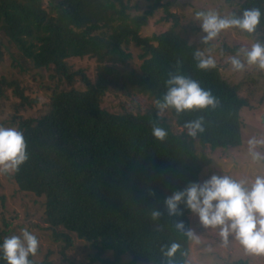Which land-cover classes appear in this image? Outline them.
Here are the masks:
<instances>
[{
    "label": "trees",
    "instance_id": "obj_1",
    "mask_svg": "<svg viewBox=\"0 0 264 264\" xmlns=\"http://www.w3.org/2000/svg\"><path fill=\"white\" fill-rule=\"evenodd\" d=\"M151 1L143 14L132 15L124 0H0V32L34 68L50 70L55 81L44 114L16 119L29 159L18 171L13 170L12 178L19 190L43 199L44 222L55 240L63 241V253L73 245L74 234L95 249L91 263L185 264L191 235L178 229L176 222L183 221L190 229L192 212L181 204L183 214L171 217L163 201L189 182L200 181L211 164L197 153L194 138L185 131L173 132L156 106L137 113H111L101 108L109 89L157 101L166 91L169 73L198 81L217 98V107L180 114L167 110L183 130H187L186 121L203 117L204 131L197 138L211 150L242 146L245 124L241 112L252 107L242 90L258 87L264 91V74L259 70L231 83L219 62L213 68H198L193 54L201 49L176 30L178 18L168 13L170 2ZM236 1L231 16L251 8L264 14V0ZM160 7L167 13L165 20L172 19V27L141 37V29ZM199 29L192 30L197 33ZM243 33L256 35L264 43V15L255 32ZM131 43L142 47V63L137 70L122 73L118 64L132 60ZM83 57L98 63L94 82L80 71H71L66 63L69 58ZM77 73L85 83L84 90L59 88L63 81L72 86ZM14 92L21 103L28 101L22 89ZM153 126L166 130L163 141L153 136ZM154 208L162 213L159 219L152 218ZM7 234L0 230V242ZM173 244L176 251L166 255ZM108 253L111 257L105 256ZM124 257L131 260L123 263ZM30 259L34 264H54Z\"/></svg>",
    "mask_w": 264,
    "mask_h": 264
},
{
    "label": "rangeland",
    "instance_id": "obj_2",
    "mask_svg": "<svg viewBox=\"0 0 264 264\" xmlns=\"http://www.w3.org/2000/svg\"><path fill=\"white\" fill-rule=\"evenodd\" d=\"M129 6L128 12L132 15L143 14L152 4L151 0H124ZM44 3L47 0H43ZM170 2L168 13L175 14L178 18L176 30L188 38L207 56H211L219 65L223 64L222 73L231 83L241 82L245 76L255 70L257 66H245L241 71L232 68L230 58L243 48H250L253 43L260 42L256 35H246L236 27L223 30L213 40L203 43L201 30L196 33L192 29L199 27L195 18L198 11H216L221 16L231 17V11L237 7L236 0H162V4ZM167 13L160 7L154 11L144 26L140 35L143 38L161 34L173 25L172 19L165 20ZM226 55H225V49ZM0 125L15 127L19 130L17 118L35 119L44 114L49 107L50 96L55 89V81L50 78V70L36 69L31 62L24 59L8 38L0 32ZM129 52L132 60L127 65L118 64L120 72L137 70L143 54L141 46L131 43ZM224 56L223 60L220 57ZM225 60L229 61L225 63ZM226 61V62H227ZM66 63L71 71H80L94 82L97 77L98 63L89 57L69 58ZM264 84V81H263ZM78 90L85 89L81 74L77 73L72 86L66 81L59 88ZM15 88L22 89L29 97L26 103L22 102L15 94ZM251 103L250 108H244L241 116L244 120L242 129V146L239 148L211 150L208 145L200 142L197 136L193 137L197 153L211 160V164L203 170L200 181L213 173L231 175L235 179H252L256 174L264 173V160L254 161L249 155L248 140L251 137L264 139V91L262 89L242 90ZM260 97L263 99L259 102ZM22 104V106H21ZM101 108L111 113H137L151 110L156 106V101L147 95L132 93L131 96L109 89L101 100ZM159 115L166 119L175 133L187 130L177 126L169 110L159 111ZM258 151L264 153V146H259ZM13 170L0 173V230H6L7 236L20 235L22 229H27L37 236L39 249L35 256L30 258L36 261H49L54 264H65L67 260L73 264H99L91 263L95 249L84 240L71 234L73 245L63 253L64 243L55 240L53 230L44 222L43 199L35 197L18 189L12 178ZM191 243L190 255L185 264H236L237 261L246 264H264V255H254L246 252L239 242L231 237L225 242L219 235L218 228H205L198 217L190 215ZM106 257H111L108 253ZM130 257H124L123 263H128Z\"/></svg>",
    "mask_w": 264,
    "mask_h": 264
},
{
    "label": "clouds",
    "instance_id": "obj_3",
    "mask_svg": "<svg viewBox=\"0 0 264 264\" xmlns=\"http://www.w3.org/2000/svg\"><path fill=\"white\" fill-rule=\"evenodd\" d=\"M260 9H245L239 16L224 17L216 11H198L195 18L204 34L203 43L216 38L223 30L236 27L247 33L255 32L261 21ZM200 69L216 67L211 56L197 50L193 54ZM232 68L241 71L245 66H257L264 71V43L256 42L250 48H243L230 58ZM166 91L156 101V107L163 112L174 109L177 114L196 109L215 108L219 101L210 89H204L200 83L190 77L169 73L165 81ZM184 127L191 137L204 131L203 117L186 121ZM153 136L163 141L167 132L159 126H153ZM264 146V139L251 137L248 140L249 155L254 161L264 160V153L258 151ZM29 159L27 143L22 131L15 127L0 125V173L18 171ZM164 208L169 216L183 214L184 208L194 213L205 228H218L219 235L228 241L229 237L237 240L244 250L254 255H264V173L256 174L252 179H235L231 175L213 173L202 181L189 182L186 187L173 192L164 201ZM161 212L152 211L153 219H159ZM176 227L191 235L183 221L176 222ZM173 244L166 255L176 251ZM39 249L37 236L27 229L20 235L5 237L0 242V262L5 264H34L31 256Z\"/></svg>",
    "mask_w": 264,
    "mask_h": 264
},
{
    "label": "water",
    "instance_id": "obj_4",
    "mask_svg": "<svg viewBox=\"0 0 264 264\" xmlns=\"http://www.w3.org/2000/svg\"><path fill=\"white\" fill-rule=\"evenodd\" d=\"M263 118H264V116H263Z\"/></svg>",
    "mask_w": 264,
    "mask_h": 264
}]
</instances>
